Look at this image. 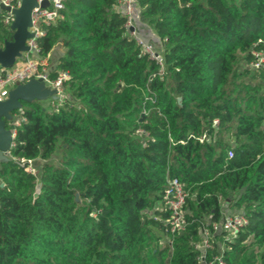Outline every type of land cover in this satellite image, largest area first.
I'll return each instance as SVG.
<instances>
[{"label": "trees", "instance_id": "obj_1", "mask_svg": "<svg viewBox=\"0 0 264 264\" xmlns=\"http://www.w3.org/2000/svg\"><path fill=\"white\" fill-rule=\"evenodd\" d=\"M136 3L161 76L117 0H67L38 40L40 57L64 49L49 72L67 74L64 98L22 103L12 115L23 120L7 124L0 264H202L194 243L220 222L222 201L247 221L223 242L224 264H264V61L251 65L264 54V0ZM11 35L0 28L1 40ZM21 159L41 161L38 174ZM172 178L189 192L173 235ZM217 254L215 243L208 258Z\"/></svg>", "mask_w": 264, "mask_h": 264}, {"label": "built area", "instance_id": "obj_2", "mask_svg": "<svg viewBox=\"0 0 264 264\" xmlns=\"http://www.w3.org/2000/svg\"><path fill=\"white\" fill-rule=\"evenodd\" d=\"M43 1H47V6H41ZM67 0H36L37 6L31 11V26L28 31L31 37L26 40V45L29 51L23 53L20 59H17L14 65L10 68H3L0 66V101L7 98L9 90L16 85L23 84L30 79H42L45 85L57 90L58 99L64 98L62 91V81L67 78L66 73H59L54 80L49 78V66L44 57L39 56L38 40L46 33V27L55 23L58 19H62L61 11L65 8ZM21 0H0V28L11 32L10 25L14 19L13 11L20 7ZM117 7L124 17V28L128 34L133 38L138 45L140 52L145 53L153 60L159 67L158 74L161 76L164 72L163 57L161 50L154 47L151 43L146 41L139 33V18L140 11L136 4V0H117ZM131 28V31L129 30ZM3 38L0 41L3 43ZM255 61L253 68H259L264 61V54L262 52L253 53ZM20 120L14 119L12 123L18 126ZM213 127L217 126V121L212 123ZM15 127L9 128L11 136H15ZM138 134H143V131L138 129ZM199 142L209 141V136L203 134L198 138ZM12 146V143H11ZM228 158L232 157V151L227 152ZM25 164V170L29 173L35 174L33 161L20 160ZM189 197V192L184 189L183 184L176 178L167 179V187L164 192V210L169 213L167 223L170 228V233L173 235L184 229V205ZM247 223L244 216L239 213L225 212L219 223H213L212 229H208L203 225L199 229L200 239L194 244V249L198 251V260L202 264H224L222 260V253L224 248L218 254L208 258L209 252L214 248L215 235L224 234L226 240L232 239L238 231ZM171 246L172 241L168 240Z\"/></svg>", "mask_w": 264, "mask_h": 264}, {"label": "water", "instance_id": "obj_3", "mask_svg": "<svg viewBox=\"0 0 264 264\" xmlns=\"http://www.w3.org/2000/svg\"><path fill=\"white\" fill-rule=\"evenodd\" d=\"M43 1L41 6H47ZM37 6L36 0H21L20 7L13 11L14 19L10 25L11 39L3 40L0 46V66L10 68L23 53L29 51L26 40L31 37L28 28L31 26V11ZM131 31V28H129ZM57 100V90L45 85L42 79H30L23 84L16 85L7 93V98L0 101V163L8 160L13 137L7 127L14 120L12 113L22 108V103L32 101Z\"/></svg>", "mask_w": 264, "mask_h": 264}, {"label": "rangeland", "instance_id": "obj_4", "mask_svg": "<svg viewBox=\"0 0 264 264\" xmlns=\"http://www.w3.org/2000/svg\"><path fill=\"white\" fill-rule=\"evenodd\" d=\"M137 4V3H136ZM138 6V5H137ZM139 25H140V29H141V33H143L144 32V34H146V33H153V30H152V28L150 27V26H148L147 24H146V20H144V19H141V17L139 18ZM146 41H148L149 43H151L152 44V42H150V40L148 39H146V37H144V36H142ZM2 42L0 41V46H2ZM153 45V44H152ZM147 98V97H146ZM57 154V153H56ZM8 155V154H7ZM57 157H58V154L56 155V156H54V158H52L51 160H49L50 162H52V163H56V159H57ZM40 163H41V161H39V160H36V161H33V166H34V168H35V173H37L38 174V168H39V165H40ZM222 208L226 211V213L227 212H229V211H232L233 209H231L230 207H228V204H227V202H224V201H222ZM217 235V234H216ZM216 235L214 236L215 238H216ZM200 239V233H199V238H198V240ZM224 241H226V237H224V236H222V238H220L219 240L217 239V240H215V243H216V246H217V249L218 250H222L223 248H225V245H224ZM198 242V241H197ZM197 242H195V243H197ZM161 243H163V241H161ZM194 243V244H195ZM255 251H258L257 250V248H255ZM259 251H261V249L259 250ZM257 254H258V252H257Z\"/></svg>", "mask_w": 264, "mask_h": 264}, {"label": "crops", "instance_id": "obj_5", "mask_svg": "<svg viewBox=\"0 0 264 264\" xmlns=\"http://www.w3.org/2000/svg\"><path fill=\"white\" fill-rule=\"evenodd\" d=\"M138 30H139V33H140L141 36L146 37L147 40L149 39L150 42H152L154 45H158L157 38H156L154 32L153 33H146V34H144V32L141 33L140 25H139V29ZM63 53H64V49L61 46V43L57 42L53 46V48L51 49L49 54L46 57H44L46 62H47V64H48V66H49V69L54 68L57 59L59 57H61L63 55Z\"/></svg>", "mask_w": 264, "mask_h": 264}]
</instances>
